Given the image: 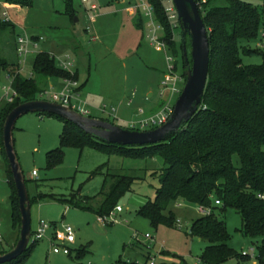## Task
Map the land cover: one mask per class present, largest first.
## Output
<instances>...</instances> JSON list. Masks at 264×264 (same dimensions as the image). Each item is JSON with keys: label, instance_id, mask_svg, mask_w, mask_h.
<instances>
[{"label": "rangeland", "instance_id": "rangeland-1", "mask_svg": "<svg viewBox=\"0 0 264 264\" xmlns=\"http://www.w3.org/2000/svg\"><path fill=\"white\" fill-rule=\"evenodd\" d=\"M67 1L73 4L74 16L67 12ZM141 1L130 0L131 4L126 5L140 4ZM143 1L148 3L147 0ZM162 1L166 7H174L172 0ZM6 2L7 0H0L1 21L5 20L3 15L6 12ZM249 2L262 12L264 0ZM91 5L97 7V17L93 23L88 21L85 11ZM121 8L120 0H89L85 5L81 0H33L32 7H20L21 12L15 6H9L7 11L15 25L16 40L18 37H29L33 42L25 64L21 65L23 76L29 77L32 74L37 55L51 49V44L74 39L83 46L86 53L84 58L78 60L74 51H70L80 70L81 85L90 75L93 77L91 87L101 77L100 80L114 85L119 92L123 91L121 96H125L126 102L133 99L132 114L127 119L123 118L117 103H111L110 100L98 103L100 108L106 107V114L94 113L92 116L127 129L141 130L138 123L157 114L169 102V96H161L160 72L155 74V82L150 80L146 60L141 51H138V46L131 44L136 33L134 27L130 28L133 19L127 13L120 12ZM140 11L145 17L144 11ZM75 18H79V22L75 23ZM144 21L147 25L145 41L150 44L147 35L148 20ZM88 26L93 28L99 39L93 46L88 45L90 36L85 32ZM159 34L162 37L163 32ZM174 34L179 46L178 72L182 74L181 28L174 29ZM262 43L263 29L260 28L257 38L242 41L241 47L261 51ZM160 49L161 52L157 53L158 61L167 70L166 53L161 47ZM240 57L244 65L262 64L260 56H249L242 52ZM181 88L183 90L184 85ZM61 90L62 88L56 87L54 91ZM8 92L12 94V81L0 67V110L7 104ZM151 93L153 97L149 98ZM179 96L173 100V107ZM38 100L51 101L52 98L47 94L38 96ZM88 105L92 110V105ZM112 110L116 111L117 117L107 116ZM141 111L143 114H140ZM63 129V122L39 114H26L15 126V149L27 181L30 199L34 200L39 194H45L64 200H46L32 205V231L37 229L41 220L53 228L44 240L30 248V254L22 264H116L121 259L138 264H151L152 260L154 264H200L208 244L190 235L193 222L202 217L198 206L182 200L171 203L168 212L176 215L177 223L174 227L160 225L155 228L149 220L138 215L141 207L156 198L160 177L166 167L162 158H127L117 154L108 155L89 147H70L65 149L63 162L49 169L47 156L59 147ZM235 163L238 164L237 158ZM33 171L38 172V180L32 178ZM99 172L102 174H97ZM108 174L130 177L134 182L131 191L118 201L117 205L123 210L117 218L119 223L104 226L98 222L95 214L73 207L65 201L74 196L77 199L86 197L84 200L87 199L89 206L99 205L103 200L99 193ZM12 210L11 190L6 175L0 172V252L10 251V244L19 236V231L13 225ZM219 219L226 222L231 236L230 248L241 256L249 255L247 258L230 259L224 264H257V246L262 239L243 236L240 232L241 216L235 210L228 209ZM67 226L72 228L75 237V243L70 245L72 253L70 256L54 254L52 243L56 241V234H62ZM147 234L153 237V241L144 239ZM135 235H138V240ZM80 249H84L86 255L78 260L76 253Z\"/></svg>", "mask_w": 264, "mask_h": 264}, {"label": "trees", "instance_id": "trees-1", "mask_svg": "<svg viewBox=\"0 0 264 264\" xmlns=\"http://www.w3.org/2000/svg\"><path fill=\"white\" fill-rule=\"evenodd\" d=\"M195 1L208 31L210 67L202 103L193 118L178 134L165 142L147 146H122L95 140L56 115L37 113L64 123L60 145L49 152L47 167L50 169L61 164L65 149L70 147H89L108 155L117 154L127 158L160 157L166 167L160 177L156 198L141 207L138 215L149 220L155 228L160 225L174 227L177 223L176 215L168 212L171 203L182 200L198 207L210 208V215L193 222L190 235L208 244L200 264H224L230 259L249 257L241 256L230 248L231 236L226 222L219 219L228 209L235 210L241 216L240 232L243 236L262 239L257 246L256 261L257 264H264V199L259 198L260 195L264 196V6L262 12H259L249 0ZM147 2L154 9L155 21L162 28L161 39L167 52L178 60L179 46L174 29L181 28L180 21L176 28L172 26L162 0ZM6 3L10 6L32 7L33 0H7ZM66 7L67 12L74 16L70 1ZM260 28L263 29L262 50L242 49L241 42L257 38ZM14 33L15 25L0 19V36H7L9 49H15L14 57L11 54L7 58L0 56V67L8 74L12 90L17 95L12 103H7L0 111V146L7 163L13 225L20 231L19 199L3 144L5 120L17 106L38 100V96L45 92L48 79H71L77 82L79 79L77 72L71 74L60 69L48 52L37 55L31 77L23 76L13 46V41L15 44L17 41ZM188 40L186 52L190 60L191 44ZM180 48L183 56L182 74L186 76L183 40ZM242 52L249 56H260L262 64L244 65L240 57ZM133 182L134 179L130 177L108 174L99 193L103 198L99 205L89 206L87 199L84 200L86 197L77 199L75 196L65 202L98 217L105 216L118 206L124 194L131 191ZM46 200L64 201L53 195L39 194L31 200V204ZM216 201L220 205H216ZM36 243H31L18 260L9 264H22ZM4 253L6 251L0 252V255ZM85 255L84 249L76 253L78 260ZM116 264L138 263L121 259Z\"/></svg>", "mask_w": 264, "mask_h": 264}, {"label": "water", "instance_id": "water-1", "mask_svg": "<svg viewBox=\"0 0 264 264\" xmlns=\"http://www.w3.org/2000/svg\"><path fill=\"white\" fill-rule=\"evenodd\" d=\"M172 2L181 23L186 83L166 124L152 130H130L103 119L84 117L68 107L45 100L23 103L7 116L3 127V144L19 199L21 226L15 246L0 255V264H9L18 260L31 244L32 204L13 137L16 123L22 116L37 113L52 114L72 123L100 142L122 146H147L165 142L178 134L197 112L202 103L209 75L208 31L195 0H172ZM187 38L191 44V63L186 52Z\"/></svg>", "mask_w": 264, "mask_h": 264}, {"label": "built area", "instance_id": "built-area-1", "mask_svg": "<svg viewBox=\"0 0 264 264\" xmlns=\"http://www.w3.org/2000/svg\"><path fill=\"white\" fill-rule=\"evenodd\" d=\"M81 2L82 4L85 5L89 2V0H81ZM139 8L142 11H144L145 13L144 16L148 20V28H149L148 38L151 44L155 46H160L166 53L165 60L167 64V70H166V75L161 83V96H165V95L169 96V102L166 105H164L157 114L150 116L147 119L138 123L141 131H146L161 127L168 122L174 110V107L172 105L173 100L178 95L181 94L182 92L181 87L186 83V76L178 72L177 69L178 60L175 57L171 56L166 50V46L159 34V32L162 31V28L155 21L154 9L144 1L141 2ZM5 9L6 12L3 15L5 21L12 22L11 17L7 11L8 8L6 6ZM85 11L88 21L93 23L96 17L97 7L95 5H91L89 6V8H86ZM166 14L169 22L172 24L174 28H176L179 19L175 7H166ZM86 32L88 34H91L93 32V28H91V26H88L86 28ZM96 40H97L96 36L90 37L91 42H94ZM30 44H33V42L29 37H18L16 41V55L19 61L21 73H22L21 65L25 64L26 62V58L29 54ZM35 46L37 47L38 44H36ZM51 56L54 57V59L57 62V66L60 69L67 71L71 74L75 72L74 71L75 62L72 60L70 55H66L63 58L51 53ZM31 76L32 74L29 77ZM78 89H79V83L77 81H73L71 79H64L63 87L61 91L54 92L53 91L54 89H51V91H45L41 96L50 94L53 97L52 102L68 107L84 117H93L92 116L93 111L90 109L89 105L79 98V94L77 91ZM16 96L17 95L13 90H12V94L8 92L6 95L7 103H12ZM99 111L104 114L107 113L106 107L100 108ZM109 114H110L109 116L112 115L113 117H117L115 115L116 114L115 110H112ZM140 114H143V111H141ZM133 127H136V125H133ZM0 154H1V148H0ZM32 178L38 180L37 171L32 172ZM259 198L264 199V196L260 195ZM216 205H220V202L216 201ZM122 212H123L122 208L120 206H117L109 214L105 216H99L98 222L104 226L118 224L119 221L117 218L118 215ZM198 212L202 216H207L211 214V209L206 207H199ZM52 228H53L52 225L41 220L39 222L37 229L35 231H32L31 243H36L44 240L47 237V235L51 232ZM135 238L138 240V235H135ZM144 239L150 242L153 241V237L149 234L145 235ZM74 243H75V237L73 230L71 227L67 226L64 228V232L62 234L59 233L56 234V241L52 243L53 253L70 256L72 253L70 245ZM151 264H154L153 260L151 261Z\"/></svg>", "mask_w": 264, "mask_h": 264}, {"label": "crops", "instance_id": "crops-1", "mask_svg": "<svg viewBox=\"0 0 264 264\" xmlns=\"http://www.w3.org/2000/svg\"><path fill=\"white\" fill-rule=\"evenodd\" d=\"M127 3L131 4L130 0H120V5L123 7V8L120 9V12L127 13L130 16V18L133 19V22L130 24V28L134 27L136 33H134V38L132 39V43L131 42L130 43L132 44V46L133 45L134 46L135 45L138 46V48H137L138 51H141L142 57L146 60L147 71H148V74L151 76V78H150L151 81L154 80V82H155V80H156V75L155 74L160 72L161 77H160L159 83L161 85V83H162V81H163V79H164V77L166 75L165 66H164V68L162 67V64L159 63L158 57H157V53L161 52L160 51L161 49L158 46L152 45L150 41H149L150 44L147 41H145V40H147L146 39V33H147L146 32V28H147V25H146V23L144 21V19H146V18L141 15V11H140L141 9L139 8V5L141 3L140 4H136L135 3V5H129L128 7L126 5ZM71 5H72V10H73V4L71 3ZM5 6L8 8L10 5H8V4L6 5L5 4ZM15 7L18 9L19 12H21L20 6H15ZM66 9H67V7H66ZM96 17H97V15H96ZM75 19H77V21H75V23L79 22V18H75ZM138 31L140 32V34H139ZM85 32H86V30H85ZM86 34H88V33L86 32ZM88 35L90 37L91 36H96L97 37V40L94 41V42H91L90 39H89V42H88L89 46H93L94 43L98 42L99 39H98V36H97V34L95 32H92L91 34H88ZM6 39H7V36H3V37L0 36V56L4 57V58L5 57L7 58V57L13 55V57H14L15 56V49H13V50L9 49L10 43L7 42ZM13 46H15V48H16L15 40L13 41ZM50 47H51V49H49L46 52L52 53V54H54L56 56L63 57V58L66 55L72 56L70 54V51H74L73 53L78 58V60L82 59V58H84L86 56V53L84 52L83 46L78 41H76L74 39H70V40L67 39L66 41L60 42L59 44H54V45L51 44ZM129 51L133 52V50H129ZM74 57L72 59L75 62L74 71L77 72L78 79H79L80 70L76 67V62L77 61H76V59L74 60ZM92 78H93L92 75H90L87 78V80H84L85 82L83 83V85H81L80 80H78L79 81L78 82L79 83L78 94H79V98L81 100L86 99V101L85 100L84 101L86 103L90 104V106L92 105L91 107H92V110H93V114L94 113L102 114L99 111L100 106H99L98 103L101 102V101H109L110 100V101H112L111 103H117V106L120 108V111H122V115H123L124 119L129 118L130 115L132 114V110L131 109H132V105H133V99L131 98L129 100V102H126L125 96H123V95L121 96L123 91L119 92L118 89H116V87L114 85H112L110 83L109 84L105 83L104 80H100L101 77H99L97 79L96 83L91 87ZM154 82H152V83H154ZM56 87L59 88V89H61L63 87V79H57V78L48 79L46 81V83H45L44 89H45V91H48V89H50V90L54 89L55 90ZM158 87H159V85H158ZM149 91H151V90H149ZM133 96H135V95H133ZM82 97H84V98H82ZM152 97H153V93L149 94V98H152ZM51 98H52L51 101H53V97L52 96H51ZM4 106H2V108ZM107 116H109V115H107ZM0 148H1V146H0ZM0 172H3L6 175V179L8 181L7 163H6L2 153L0 154ZM8 185H9V183H8ZM13 241L17 242L16 239L13 240ZM13 241H12V244H10L11 248H13L15 246V244H16V242L13 244Z\"/></svg>", "mask_w": 264, "mask_h": 264}]
</instances>
